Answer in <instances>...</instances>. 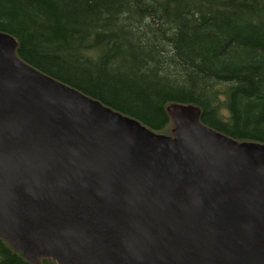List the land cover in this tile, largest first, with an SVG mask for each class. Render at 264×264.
I'll list each match as a JSON object with an SVG mask.
<instances>
[{"label":"water","instance_id":"95a60500","mask_svg":"<svg viewBox=\"0 0 264 264\" xmlns=\"http://www.w3.org/2000/svg\"><path fill=\"white\" fill-rule=\"evenodd\" d=\"M0 30V237L58 264H264V142L169 102L158 132Z\"/></svg>","mask_w":264,"mask_h":264},{"label":"trees","instance_id":"16d2710c","mask_svg":"<svg viewBox=\"0 0 264 264\" xmlns=\"http://www.w3.org/2000/svg\"><path fill=\"white\" fill-rule=\"evenodd\" d=\"M0 30L36 68L171 132L169 102L264 142V0H0ZM0 264L30 261L0 237Z\"/></svg>","mask_w":264,"mask_h":264}]
</instances>
